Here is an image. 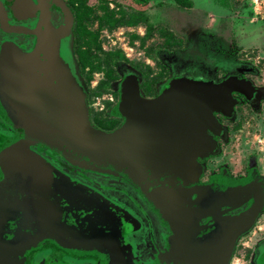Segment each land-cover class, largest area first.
Here are the masks:
<instances>
[{
  "label": "water",
  "instance_id": "water-1",
  "mask_svg": "<svg viewBox=\"0 0 264 264\" xmlns=\"http://www.w3.org/2000/svg\"><path fill=\"white\" fill-rule=\"evenodd\" d=\"M56 4L63 20L53 23L42 4L29 49L9 40L0 44V115L12 128L0 150V264H22L23 252L45 240L93 255V264H152L138 258L123 233L133 214L71 180L41 149L136 188L172 232L178 264H228L237 237L264 212V189L251 179L222 176L201 184L198 159L215 151V136L223 134L216 114L229 115L237 102L233 94L250 96L253 86L232 77L172 78L149 98L129 71L118 82L114 108L123 122L97 129L72 52L73 17L61 0ZM219 194L253 202L230 230L218 233L200 219L216 212ZM257 262L264 264V245Z\"/></svg>",
  "mask_w": 264,
  "mask_h": 264
},
{
  "label": "rangeland",
  "instance_id": "rangeland-1",
  "mask_svg": "<svg viewBox=\"0 0 264 264\" xmlns=\"http://www.w3.org/2000/svg\"><path fill=\"white\" fill-rule=\"evenodd\" d=\"M61 1L73 17L72 52L95 128L113 130L123 122L114 108L118 82L129 71L149 98L172 78L240 76L255 93L237 95L232 112L217 115L223 134L216 137L215 151L199 159L201 182L224 170L236 176L250 170L264 174V0ZM111 184L130 189L123 181ZM141 202L159 231L157 215ZM263 238L261 215L239 238L229 264H255L256 243ZM139 240L142 249L151 242L148 236Z\"/></svg>",
  "mask_w": 264,
  "mask_h": 264
},
{
  "label": "flooded vegetation",
  "instance_id": "flooded-vegetation-1",
  "mask_svg": "<svg viewBox=\"0 0 264 264\" xmlns=\"http://www.w3.org/2000/svg\"><path fill=\"white\" fill-rule=\"evenodd\" d=\"M56 2L57 0H0V44L2 41L9 40L17 43L24 49H29L34 40V36L30 33V31L35 25L36 19L39 15V8L42 4L45 3L48 6L53 23L58 24L63 20L64 14L63 12H61V9L57 6ZM228 77L246 80L240 76ZM188 79L192 78L189 77ZM201 80L204 79L202 78ZM254 93L255 92H253L252 94ZM252 94L249 97H251ZM237 95L241 94L237 92L233 94L236 100ZM217 115L223 116V114L221 113H217L216 116ZM11 131V126L8 125L0 115V150L4 146V142L7 140L8 136L11 134ZM216 137L217 136H215V140ZM40 152L44 156H46L47 159L51 160L53 164L56 165L60 170L66 172L70 176L71 180L78 181L82 184L89 185L95 188L112 201L120 204L123 208L128 209L133 214V218H131V216L126 218L125 225L127 228H123V233L128 236V241L130 243H133V247L136 249L137 256L141 261L149 262L152 264H178L175 260L176 256L174 255V253L176 254V249L174 248V242L171 239V236H173L172 232L168 228L167 224L163 222L161 218H159V216L154 212L158 217H156V220L160 223L159 231L155 232L152 227L154 219L151 214H149L143 207L144 205L141 201H145V199L136 190V188L122 179L102 176L77 169L57 155H52V152L48 149H41ZM202 173L203 168L201 165V173L199 176V182L201 184H208L216 177L222 176L235 180L251 179L254 181L251 182L252 184H256L258 187L264 189V174L257 175L254 170H250L243 176L232 175L227 170H224L218 174L212 175L207 181L201 182ZM115 181L117 183L119 181H123L124 183L128 184V187L130 189H122L120 186L111 184ZM110 192H116L120 194L127 201H129V203L126 204L121 201V199L113 197L112 193ZM219 195V200L215 202V204H218L216 212L213 215L211 214L210 216H205L200 219V225L206 223L213 224L217 227L218 233L225 232V229L227 228L229 229L232 226L233 220L239 218L243 211L253 202V200L244 197V195L240 198L230 196L227 197L226 195L222 194ZM145 205L149 204L145 201ZM261 215L264 216V212H260L256 215L251 227L247 231L251 230L255 226ZM244 233L239 235L235 240L234 248L229 262L233 256V252L239 238ZM145 236H148V239H150L151 242L147 248L142 249V242H140L139 237L144 238ZM263 245L264 238L256 243L255 264H262L257 262V257L260 254ZM21 261L22 264H93V262L95 261V256L68 251L50 241L45 240L38 243L36 246H29L28 249L23 252L19 262Z\"/></svg>",
  "mask_w": 264,
  "mask_h": 264
}]
</instances>
